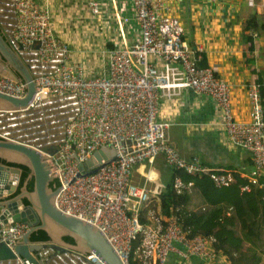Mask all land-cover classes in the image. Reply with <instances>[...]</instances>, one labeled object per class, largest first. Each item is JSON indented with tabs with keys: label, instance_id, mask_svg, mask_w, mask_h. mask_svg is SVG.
Instances as JSON below:
<instances>
[{
	"label": "built area",
	"instance_id": "obj_1",
	"mask_svg": "<svg viewBox=\"0 0 264 264\" xmlns=\"http://www.w3.org/2000/svg\"><path fill=\"white\" fill-rule=\"evenodd\" d=\"M108 1L120 4L112 13L115 20L126 5L130 14L117 22L120 40L116 43L107 36L112 17L106 14V4L88 2V14L96 21L101 38L112 43L101 51L106 60L104 71L90 76L84 61L72 60L67 43L54 33L48 0H0V31L35 83L25 107L0 110V138L32 141L21 135L8 137L7 127L17 124L9 122L12 113L21 124L41 120L42 126L46 122L52 131L58 130L57 136L50 135L44 144L31 143L56 148L51 154L41 152L52 180L57 181L55 206L96 226L126 264L129 258L132 264H171V256L181 263L195 257L203 264H226L213 247V237L186 236L174 216L159 213L161 181L151 178L146 186V179H139L135 172L154 160V171L159 172L158 166L173 167L191 175H205L215 186L232 183L234 172L245 176L249 184H256L264 177V115L259 85L255 80L246 83L247 119L235 118L229 85L218 76L215 65H196L198 56L184 38L185 27L172 0ZM187 89L213 101L230 143L250 154L251 167L245 174L210 168L195 156L184 158L171 145L167 133L170 121L157 116V98L170 99ZM0 93L20 98L25 93L24 83L0 74ZM32 111L36 114H30ZM99 148L112 150V159L101 160L102 165L94 172L75 177L77 164ZM156 158L161 159L159 163H155ZM191 186V181L178 177L172 182L176 193L190 192ZM247 189V185L241 187ZM151 202L155 210L146 208ZM27 228L21 221H0V242L13 251ZM31 253L40 264H104L92 252L64 249L54 253L40 248ZM0 264H23V260L16 255L0 259Z\"/></svg>",
	"mask_w": 264,
	"mask_h": 264
},
{
	"label": "crops",
	"instance_id": "obj_2",
	"mask_svg": "<svg viewBox=\"0 0 264 264\" xmlns=\"http://www.w3.org/2000/svg\"><path fill=\"white\" fill-rule=\"evenodd\" d=\"M90 0H48V9L52 16L54 33L64 40L70 50L72 60L84 61L90 76L98 75L106 66L101 55L104 48L112 45L110 39L101 38L96 21L88 14ZM106 14H111L108 37L119 42L117 22L130 14L119 11L118 19L113 18L114 8H120L108 0ZM216 0L206 3L204 0H172L178 7L189 46L195 49L199 57H204L205 65H215L218 76L229 85L230 103L233 116L247 119L248 105L245 98V85L259 77L262 80V108L264 115V44L263 35H254L253 49L248 50L241 38V26L244 18L255 9L261 14L263 0ZM117 6V7H116ZM251 6V7H250ZM261 11V12H260ZM197 64V63H196ZM160 118H168V138L171 145L184 158L195 156L210 168L238 170L245 174L251 167L250 154L230 143L221 124L213 101L205 94H197L190 89L181 90L170 99L157 98ZM160 158L155 163L160 162ZM154 162L140 165L136 169L139 179L145 178L147 186L151 178L160 181V174L153 170ZM154 185H152V188ZM189 207L196 208L202 203L199 194L191 189ZM157 201V199H156ZM264 257L261 263H263ZM198 261V260H197ZM202 263V262H201ZM200 260H199V264ZM182 264H197L190 258Z\"/></svg>",
	"mask_w": 264,
	"mask_h": 264
},
{
	"label": "water",
	"instance_id": "obj_3",
	"mask_svg": "<svg viewBox=\"0 0 264 264\" xmlns=\"http://www.w3.org/2000/svg\"><path fill=\"white\" fill-rule=\"evenodd\" d=\"M0 74L13 81L21 80L25 86V93L20 98L0 93V110L25 107L35 90L32 73L6 42L1 31ZM55 149V146L45 148L13 138H0V159L5 163L21 164L29 169L18 192L11 196L18 182L15 179L19 176L20 169L0 162V178L5 174L9 175L5 186L7 188L0 187V221L4 223L21 221L28 226L16 240L13 251L0 242V259H13L18 255L22 258L23 264H40L31 252L46 248L53 250L54 253L64 249L83 254L92 252L104 264H126L96 226L64 213L55 206L58 187L48 185L52 177L45 161L46 156L41 153L51 154ZM112 154L110 149L95 150L83 163L77 164L78 172L75 177L94 172L102 165L101 160L104 163L111 160ZM11 176L14 177L13 180H10ZM29 179L32 180L31 190L25 187ZM22 199L27 201L26 205L22 203ZM39 229L45 232L47 239L31 241L30 234ZM64 236L69 237L72 242L63 240Z\"/></svg>",
	"mask_w": 264,
	"mask_h": 264
},
{
	"label": "trees",
	"instance_id": "obj_4",
	"mask_svg": "<svg viewBox=\"0 0 264 264\" xmlns=\"http://www.w3.org/2000/svg\"><path fill=\"white\" fill-rule=\"evenodd\" d=\"M241 27V38L243 42L248 43L249 51L253 49V33L256 36L263 35L264 44V14H259L255 9L251 10ZM200 55V57L197 55L198 59L195 62L198 67L204 66V57ZM255 82L259 85L261 97L262 80L257 77ZM260 101L262 103L261 99ZM0 162L20 169L12 196L18 192L29 169L21 164L5 163L1 159ZM158 168L162 187L157 194V206L163 217L174 216L186 236L199 234L213 237V247L226 264H260L264 257V177L258 178L256 184H249L245 176L234 172L232 183L215 186L205 175H191L168 166ZM175 177L183 182H192L191 189L201 197V205L196 208L188 206L191 191L180 193L173 191L172 182ZM48 185L57 186V181L51 180ZM244 185L248 186L247 190H241ZM25 187L31 190V179L26 182ZM22 203L26 205L27 201L22 199ZM140 220L143 221V218ZM29 238L33 242L45 241L47 235L39 229L32 232ZM63 240L72 242L67 236H64ZM191 258L199 264V259ZM169 261L171 264H182L176 262L174 256H171ZM132 263L129 258L128 264Z\"/></svg>",
	"mask_w": 264,
	"mask_h": 264
},
{
	"label": "rangeland",
	"instance_id": "obj_5",
	"mask_svg": "<svg viewBox=\"0 0 264 264\" xmlns=\"http://www.w3.org/2000/svg\"><path fill=\"white\" fill-rule=\"evenodd\" d=\"M264 3V2H263ZM251 7V6H250ZM261 11H263L261 14H264V6H263V8L262 9H260ZM260 11V12H261ZM58 37V36H57ZM59 38V37H58ZM61 39V38H60ZM62 40V39H61ZM50 118H45V120H49ZM10 122V124H13L14 122H16L17 124V126L16 125H14L12 128H16L18 131H19V133H18V131L15 133H11V134H9L8 135V137H10L11 135H19L20 134V132L22 131V128L24 129V132L23 133H29L28 135H26V137L24 138L23 137V139H28V138H31V139H33L36 143L35 144H44V143H46V141H49L50 140V136L49 135H52L53 134V131H52V129L50 128V124H48V123H46V122H44L45 124L42 126V121H40V120H35V121H33V122H31L30 123V121L28 122V121H24L22 124L19 122V120L18 119H12V120H10L9 121ZM9 122H8V124H9ZM42 122V123H41ZM19 123L22 125H20V127H19ZM28 123V124H27ZM31 124V125H30ZM33 124V125H32ZM36 125V126H35ZM37 125H39L38 127H39V130H38V127H37ZM26 126V127H25ZM30 126V127H29ZM35 126V127H34ZM45 127V128H44ZM10 128V126L9 127H7V129H9ZM28 129V131H27V129ZM19 129H21V131L19 130ZM34 129H36V130H34ZM31 130V131H30ZM34 131V132H33ZM41 132H42V134H41ZM48 132V133H47ZM36 136H35V135ZM41 134V135H40ZM32 135V136H31ZM43 135H45V136H43ZM22 136V135H21ZM43 136V138H41ZM45 137H47V138H45ZM29 140V139H28ZM31 141V140H29V143H34V141ZM43 140V141H42ZM17 186V185H16ZM155 204H154V206H153V203L151 202L146 208H151V209H153V210H155ZM263 261H264V259H263ZM218 262L217 261H215V262H213V263H211V264H217ZM260 264H264V262L263 263H261L260 262Z\"/></svg>",
	"mask_w": 264,
	"mask_h": 264
},
{
	"label": "bare ground",
	"instance_id": "obj_6",
	"mask_svg": "<svg viewBox=\"0 0 264 264\" xmlns=\"http://www.w3.org/2000/svg\"><path fill=\"white\" fill-rule=\"evenodd\" d=\"M45 110V109H44ZM30 114H36V112L35 111H32ZM29 115V113L28 114H26V116H24L23 118H20V120H23V119H25L27 116ZM13 118H19L17 115H15L14 113H12L11 115H9V117H8V119L9 120H12ZM36 119H40L39 117H36ZM41 121V120H40ZM15 123V122H14ZM31 123V122H30ZM28 124V123H27ZM20 123H19V127H20ZM31 125V124H30ZM33 125V124H32ZM17 126V125H16ZM22 126V125H21ZM36 126V125H35ZM34 126V127H35ZM39 125H37V127H38ZM26 127V126H25ZM30 127V126H29ZM45 128V127H44ZM25 129V128H24ZM24 129L22 128V131H21V129H19L21 132H20V134L19 135H22L24 138L26 137V135H28L29 133H23L24 132ZM27 129V128H26ZM34 130H36V129H34ZM38 130H39V127H38ZM54 130V129H53ZM16 131H17V129L16 128H12V127H10L9 129H7V133L8 134H11L12 132H15L16 133ZM27 131H28V129H27ZM31 131V130H30ZM34 132V131H33ZM18 133H19V131H18ZM48 133V132H47ZM41 134H42V132H41ZM40 134V135H41ZM57 134H58V130H54L53 131V134L51 135V136H57ZM14 135V134H13ZM35 135V134H34ZM37 135V134H36ZM35 135V136H36ZM29 136V135H28ZM32 136V135H31ZM43 136H45V135H43ZM43 136L41 137V138H43ZM50 136V135H49ZM32 138V137H31ZM31 138H28V139H31ZM33 140V139H32ZM34 141V140H33ZM43 141V140H42ZM36 143V142H35ZM34 143V144H35ZM41 144V143H40ZM157 159V158H156ZM155 159V160H156ZM154 162V160L150 163V165L152 164ZM8 177H9V175L8 174H5V175H3V177L2 178H0V187L1 188H7V187H5V186H7V179H8ZM13 178L14 177H12L11 176V179L10 180H13ZM6 184V185H5ZM145 184H146V186H147V182H145ZM151 198H154V196L153 195H151ZM14 204H16V203H14ZM14 204H11V206L13 207L14 206Z\"/></svg>",
	"mask_w": 264,
	"mask_h": 264
}]
</instances>
